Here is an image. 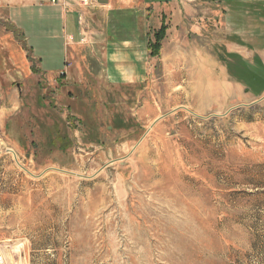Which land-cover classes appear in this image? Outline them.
<instances>
[{
  "label": "rangeland",
  "instance_id": "374dc122",
  "mask_svg": "<svg viewBox=\"0 0 264 264\" xmlns=\"http://www.w3.org/2000/svg\"><path fill=\"white\" fill-rule=\"evenodd\" d=\"M222 7L212 50L228 55V83L158 62L143 83L112 84L101 50L76 53L73 87L67 72L0 78L4 264H264V93L250 51L264 59V5L258 21ZM61 63L45 59L42 74Z\"/></svg>",
  "mask_w": 264,
  "mask_h": 264
},
{
  "label": "crops",
  "instance_id": "0c3cea01",
  "mask_svg": "<svg viewBox=\"0 0 264 264\" xmlns=\"http://www.w3.org/2000/svg\"><path fill=\"white\" fill-rule=\"evenodd\" d=\"M82 1L57 0L54 4L52 0H0V28L10 26V31L0 36V78L14 80L15 73L36 79L40 74L53 81L67 72L63 80L73 87L72 84L82 81L78 74L82 66L77 65L76 53L101 50L105 52V78L112 84L143 83L158 62L170 64L173 75L186 77L188 82L204 86L214 81L228 83V55L218 60L213 57L214 5L223 6L224 12L237 9L236 14L245 18L250 15L257 21L262 19V10L257 7L264 5V0H93V7H84ZM133 13L142 14L137 17L136 31L118 39L116 33L124 30ZM151 22L156 25L153 29ZM163 25L167 28L166 38L160 56L153 58L149 42ZM250 51L254 58L255 54L260 55L255 60L251 81L255 87L259 84L257 94H261L264 59L260 50ZM56 56L62 58L64 63L60 65L65 64L67 70L71 63L70 70L61 72L62 68L51 67V73L60 72L58 76L42 74L43 61Z\"/></svg>",
  "mask_w": 264,
  "mask_h": 264
},
{
  "label": "trees",
  "instance_id": "16d2710c",
  "mask_svg": "<svg viewBox=\"0 0 264 264\" xmlns=\"http://www.w3.org/2000/svg\"><path fill=\"white\" fill-rule=\"evenodd\" d=\"M166 30L167 28L165 27V25L162 26V28L159 30V32L154 34V43H151L150 47V56L151 57H156L158 55H160V51L162 48V42L165 39V35H166ZM240 71V75L242 77H246L248 74V70H243V69H239ZM263 81L261 80L260 84L262 85Z\"/></svg>",
  "mask_w": 264,
  "mask_h": 264
},
{
  "label": "built area",
  "instance_id": "2783aa9c",
  "mask_svg": "<svg viewBox=\"0 0 264 264\" xmlns=\"http://www.w3.org/2000/svg\"><path fill=\"white\" fill-rule=\"evenodd\" d=\"M52 3H57V0H52ZM95 1L93 0H83L82 1V6L84 7H93L94 6ZM62 75H64V73H62ZM5 259H4V252L2 250V247L0 246V264H4Z\"/></svg>",
  "mask_w": 264,
  "mask_h": 264
}]
</instances>
